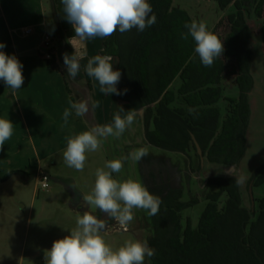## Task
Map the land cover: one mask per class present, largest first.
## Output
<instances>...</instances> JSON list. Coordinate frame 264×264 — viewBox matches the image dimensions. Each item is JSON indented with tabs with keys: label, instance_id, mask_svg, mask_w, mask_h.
Segmentation results:
<instances>
[{
	"label": "trees",
	"instance_id": "obj_1",
	"mask_svg": "<svg viewBox=\"0 0 264 264\" xmlns=\"http://www.w3.org/2000/svg\"><path fill=\"white\" fill-rule=\"evenodd\" d=\"M54 1L58 14L64 18L62 0ZM216 1L225 10L235 0ZM148 2L157 18L154 25L142 32L133 28L121 34L117 30L103 40L101 53L118 57L116 69L125 76L120 80L125 84L128 82L126 86L120 82L117 85L122 92L127 89L125 94L118 95L124 101L119 104L118 113L123 117L144 106L143 121L148 142L183 150L186 144L178 139V133L187 141L190 129L195 134L202 132L203 149L209 147V159L239 163L246 151V131L251 113L248 93L253 87L252 49L248 47L250 28L244 13H223L215 27L208 28L222 40L224 52L211 67H205L195 52L194 39L190 35L187 39L181 37L182 33H188L185 24L200 21L183 7L173 5V0ZM63 24L65 28L64 21ZM50 53L47 64L58 68L54 47ZM88 60L84 56L79 62L88 85H91V77L85 72ZM228 72L234 74L240 94L237 99L229 98L233 105L229 115L222 117L217 102L222 95V79ZM176 78L181 80L179 85L172 84ZM174 93L178 96L177 102H183V105L169 108L167 103L175 99ZM153 102H156L155 109ZM251 180L256 186L264 184V161L255 168ZM208 181L217 183L220 188L207 194L210 200L196 227L188 224L179 234V226H176V236L169 241L165 239L161 245L153 236L149 238L148 244L154 250L153 263L264 264V196L256 198L258 208L255 211L244 205L237 178L222 176ZM164 191L160 199L161 203L166 202L163 205L166 216L177 220L178 210L186 204L165 201L172 188L166 187ZM222 191H226L228 198L219 208L215 201ZM156 232L154 227V235Z\"/></svg>",
	"mask_w": 264,
	"mask_h": 264
},
{
	"label": "rangeland",
	"instance_id": "obj_2",
	"mask_svg": "<svg viewBox=\"0 0 264 264\" xmlns=\"http://www.w3.org/2000/svg\"><path fill=\"white\" fill-rule=\"evenodd\" d=\"M52 2L55 8L57 27L59 28L57 29L58 38L65 40L63 21L66 22V27L69 22L65 16L64 18L60 17L54 0H16L14 5L18 10L28 9L33 12L41 7L46 12L47 19L49 18L48 20H50L48 22L55 23L51 15ZM172 4L186 9L194 18L205 23L207 28L214 26L223 13L231 12L235 9L234 6L230 5V7L223 10L216 0H173ZM4 5H6V1L0 0V7ZM263 18L264 15L258 17L255 13L247 16V21L251 28L248 47L252 49L251 69L253 82H255L249 93V100L251 111L256 113L253 125L254 133L257 134L250 133L246 136L247 153L245 151L246 155L244 154L238 164V172L227 173L223 171L219 165L221 163H231L209 159L206 153H203L202 148L201 152L197 151L194 147L184 152L179 149L169 150L148 142L145 137L144 119L142 120L140 112L134 109L133 111L137 112L138 115L133 124L119 138L112 136L100 138L101 145L99 149L86 153L83 171L70 168L64 161V151H62V153L54 156L49 155V159L45 161L46 165L52 164L53 160L58 161L57 167L52 170L59 168V172L62 174L60 177L56 175L57 173H51L52 175H50L47 170L43 169L49 175L47 190L41 189V186L37 184L38 193L34 194L32 185L36 181V171L35 174H32L30 181H26L25 183L16 175H11L5 180H0V264H4L5 256L9 260L7 264H46L45 253L51 249L53 242L70 235L71 231L77 228V218L83 216L86 212L100 219L102 217L107 218L105 220L106 228L100 232V235L112 250H118L128 241H146L148 244L149 238L154 235L155 216L154 218L153 216H148L144 210L133 209L134 219L126 225V229H123L115 219L109 218L106 213L101 212L94 206L88 205L84 199L81 203L85 207L79 208L78 212L72 211L68 203L70 201L69 195L65 190L66 188H63L65 180L68 184H72L77 188L76 193L73 194V197L77 201L81 195L84 197L93 191L97 169L110 171V169L106 168V163L114 159L126 157V159L122 160L123 168L121 172L112 173L114 179L121 182L131 179L141 183L146 188L148 184L151 191L147 190L157 196H159V193L154 194L153 189H157L160 192L161 188L164 187H168L169 189L173 187L180 188L183 191L181 200L188 201L192 199L193 202L190 205L184 206L179 210L181 221H183V228L187 218L192 223V226L197 224L198 218L209 199V195L207 194L216 191L217 187L210 184L209 178L222 176L237 178L243 203L246 206H251L252 201L249 192L251 177L255 168L264 161ZM35 28V34H29L25 37L14 35L17 47H30L39 44L42 46V50L45 51L46 46L42 41V26L36 25ZM72 29L73 38L77 42L75 52L83 54L84 50L82 48L78 49V42L82 40L75 35L73 26ZM20 34L23 33L20 32ZM55 36V31L52 29L53 42L51 40L49 49L52 48L53 44H55L54 47L56 49L58 47L59 42L54 41L56 39ZM87 50L94 57L98 53L97 43L87 40ZM29 54L40 57L36 48L29 52ZM19 55L24 57L28 53ZM42 55L41 57L46 59L43 53ZM114 62L116 63L114 64ZM111 63L113 69L116 70V65L118 64L117 57L112 59ZM64 71L68 78V82L65 83L66 87L71 89L78 103L84 101L85 94L82 92L90 89L91 85H88L83 68H80L79 84L75 83V79L68 75L65 67ZM124 78L125 76L122 74L121 79L123 80ZM122 80H120V83L126 86L128 82L125 84ZM178 83V80L173 82V84ZM225 86L226 93L229 96L236 97L238 95L239 88L234 80L231 78L227 79ZM117 97L119 96L117 95ZM217 103L221 108V116L225 117L227 115L226 108L228 101L220 99ZM153 108H156V102ZM39 109L42 111L33 113L35 122L30 121V128L26 127L25 124H21L15 131L21 132L29 140L27 135L29 129L34 138L33 142L41 152L44 149V144L39 139V134L43 131L40 121L44 119L46 114V121L48 120L47 124L50 128L49 130H51L49 131L50 138H57L55 132L60 133L66 131V129L59 122V119L63 116V113L59 109ZM111 120H114V117ZM72 121L73 119L70 116L68 123ZM76 122L81 123L79 120H76ZM83 126L81 125V130ZM12 137H14L13 134ZM141 148L146 149L148 155L140 160H134L132 154ZM25 150L29 152V155L34 153L31 148ZM207 150L205 149V151ZM254 158H256V161L253 163L251 160ZM253 191L254 194L263 196L264 184L254 187ZM225 197V193L221 194L219 206L224 204ZM18 200L21 201L20 205L22 206L20 207L15 203ZM77 207H80V205L77 204ZM7 250L9 253L6 255ZM144 264H154L152 257H146Z\"/></svg>",
	"mask_w": 264,
	"mask_h": 264
},
{
	"label": "clouds",
	"instance_id": "obj_3",
	"mask_svg": "<svg viewBox=\"0 0 264 264\" xmlns=\"http://www.w3.org/2000/svg\"><path fill=\"white\" fill-rule=\"evenodd\" d=\"M65 18L74 28L75 35L81 40L87 38H106L117 30L123 34L136 28L144 31L156 23V16L152 14V6L148 0H62ZM187 34H181L183 39L190 35L195 41V52L205 67H211L214 60L224 52L223 42L216 34L209 31L203 22L192 21L185 24ZM72 45L73 43L69 41ZM74 46V45H73ZM5 45L0 42V80L15 92L24 85L22 72L23 64L14 55L6 54L2 49ZM82 53L71 56L65 54L64 65L68 74L75 79L79 70ZM112 57L95 55L88 60L85 72L89 77L99 82L100 91L104 94H125L127 89L117 88L121 79L119 69L114 70ZM70 108L63 112L66 125L72 110L76 116H84L89 111L86 101L75 103L70 101ZM99 107V102L92 105ZM121 112L124 108L121 106ZM138 115L129 111L125 116L115 114L114 122L103 126H95L90 131H84L67 142L64 151V161L77 171H83L86 153L97 151L101 145L100 138L109 136L119 138L131 126ZM13 134L11 120L0 119V150L5 141ZM148 155L146 149H138L132 154L134 160H140ZM114 159L106 163L110 171L97 169L95 186L91 194L83 197L84 201L115 219L121 226H126L134 219L133 209H142L148 216L158 214L161 199L150 193L146 187L134 180L118 181L112 173H120L123 168L122 160ZM106 228L105 219L85 213L77 218V228L70 235L55 240L50 250L45 253L46 264H144L146 257H152L154 250L146 241H128L118 250H112L101 237L100 232Z\"/></svg>",
	"mask_w": 264,
	"mask_h": 264
},
{
	"label": "crops",
	"instance_id": "obj_4",
	"mask_svg": "<svg viewBox=\"0 0 264 264\" xmlns=\"http://www.w3.org/2000/svg\"><path fill=\"white\" fill-rule=\"evenodd\" d=\"M5 1L6 5L0 7V42L5 45L2 50L6 54L16 56L17 59L23 64L22 72L24 76V85L20 89L13 92L12 89L7 87L5 83L0 80V119L12 121L14 136H11L9 140L5 141L3 149L0 150V180H5L11 175H16L25 183L26 181H30L32 174H35V171L38 168L47 170L50 175H52L51 173H57L56 175L60 177L62 174L59 172V168L57 170H52L57 167L58 161L53 160L52 164L46 165L45 161L49 159V155L54 156L56 154L62 153V151H65L68 140L84 131H90L97 125L103 126L106 124H112L114 120L111 119L115 116V114L118 113L119 104L123 103L124 101L117 97L115 93H113L114 96H112V94L107 95L102 93L100 91L99 82L91 77V86L89 87L90 89L82 92L85 94L84 101H86L89 105V111L86 115L78 117L75 115V110H72L71 118L73 121L71 123H67L66 125L64 124L62 116L59 119V122L62 124L63 128L66 129V131H62L60 133L55 132L57 135V138L55 139L50 138L49 131L51 130H49L50 128L47 124L48 120L46 121L47 114L43 120H39L43 126V131L39 134V139L44 144V149H42L41 152L37 149V146L33 142L34 138L29 129L27 134L29 140H27L26 136L22 135L21 132H16V128H18V126L21 124H25L26 127L30 128V121L35 122L33 113L42 111L39 108H43L44 110L46 108L54 110L59 109L63 113L66 107L70 108V101L78 103L76 96L72 93L71 89L67 88L65 85V83L68 82V78L65 75L64 67L66 68V66L64 65L63 60L65 54L71 56L72 54L76 53L75 49H77V42L73 38L74 36L72 34L73 29L71 23H69L64 29L65 40L58 38L57 29L59 28L57 27V19L53 2L51 15L55 23L48 22L50 20H48L49 18L47 19L46 12L41 7L36 9L34 12L29 11L28 9L18 10L14 5L16 0ZM31 25L34 26V28L36 25L42 26V39L44 37V28L46 26L55 31L56 39L54 41H58L59 43L57 49L54 47L55 44H53L52 47H54L55 53L57 55L58 68L49 66L47 64V60L41 57L43 55L40 53L45 54V51L42 50V46L39 44H37V46L32 45L30 47H17L14 40V35L16 34L18 37H25L29 34H35L36 28L34 33L22 32V29H25ZM212 27L209 28V30L212 29ZM20 32L23 34H20ZM104 39L105 38L101 37L87 38L81 42H78V49L82 48L84 50L83 56H87L89 59H91L93 55L87 50V40L95 41L97 43V54L101 56L107 55L101 53ZM69 41H71L74 46ZM35 48L37 49V53L40 57L29 54V52ZM24 53H28V55L24 57L19 55ZM108 56H111L112 59L117 57L115 55ZM115 63L116 62H114V64ZM79 75L80 70L74 80L75 83L78 84ZM97 101L99 102V107L93 108L92 105ZM135 111L140 112L141 118L143 120L144 110L136 109ZM250 117L251 123L249 119L250 124H248L246 136H248L250 133L257 134L254 133L253 125L256 113L251 111ZM76 120H79L81 123L76 122ZM81 125L85 126V128L84 126L82 127V130ZM24 148H31L34 153L29 155V152H27ZM251 161L254 163L256 158ZM50 165H52V167H50ZM3 176L5 177L2 178ZM37 184H39V182L36 179L35 184L32 185L34 194L38 193ZM40 188L47 190V187ZM63 188H66L65 190L69 195L68 198L70 201L68 203L70 204L72 211L78 212L79 208L85 207L81 203L83 200V195H81L77 201L73 197V194L76 193L77 190L76 187H74L72 184H68L65 180ZM15 203L19 207L22 206L20 205V200ZM77 204L80 205V207H77ZM101 219L106 220L107 218L102 217ZM8 253L9 252L7 250L6 255ZM8 262L9 260L5 256L4 264H7Z\"/></svg>",
	"mask_w": 264,
	"mask_h": 264
},
{
	"label": "flooded vegetation",
	"instance_id": "obj_5",
	"mask_svg": "<svg viewBox=\"0 0 264 264\" xmlns=\"http://www.w3.org/2000/svg\"><path fill=\"white\" fill-rule=\"evenodd\" d=\"M235 1H237V2L235 3ZM235 1H233L230 4V5L234 6V8H235L233 11H241V12H243L244 15H245V18H246V22L247 23H248V21H247V16L248 15H251V14H254V13L258 17H261L262 15H264V0L250 1V3H247L246 1H243V0H235ZM230 5L228 7H230ZM215 25L213 27H215ZM248 25H249V23H248ZM263 25H264V18H263ZM249 28H250V25H249ZM250 37H251V28H250V36H249V39H250ZM227 61H230V60L227 59ZM232 63H233V61H232ZM232 63H230V64H232ZM229 77L232 80H234L236 82V84L238 85L239 93H238V95L236 97H231V96H229L228 93H226V86H225V84H226V80L227 79H230ZM175 80H178L179 81V83L178 84H175V85H179L181 83V80L180 79H177L176 78ZM221 94L222 95L219 97V100L220 99H224V100L228 101V104H227V108L226 109H227V115H229V111L231 110V106L233 105L232 101H230L229 98H236L237 99L238 96H239V94H240V87H239V84L237 83V81L235 80L234 74L228 72L223 77V79H222V93ZM174 97H175L174 100L171 99L167 103V106L169 108H176L177 106L183 105V102H179V103L177 102L178 101V96H177L176 93H174ZM217 105H218V103H217ZM219 109L221 110L220 106H219ZM153 115H154V113H153ZM153 115H152V117H153ZM185 127H186V125H185ZM153 130H155V129H153ZM178 136H179L178 139L181 140V142H184L186 144L184 146V149L182 151L186 152V151L192 149V147H194L197 151H198V149L201 150V148H202L203 153H206V155L208 156V152L203 149V144H204L203 142L205 140H204V137L202 136V132H197L195 134V133H192V131L189 129V137H188L187 141H185L186 138H184L181 133H178ZM169 144H172V143L169 142ZM164 148H166V147H164ZM166 149H169V148H166ZM169 150H172V149H169ZM210 184H213V185H215L217 187V189H216L215 192H217L219 190L220 187L217 185V183L210 181ZM254 187H258V186L254 185L253 180H251L250 181V184H249V192H250V196H251L252 205L251 206H247V207L248 208H253L256 211L257 208H258V201L256 200V198H259L261 196H258L256 194H254V191H253V188ZM215 192H210V193H215ZM210 193H208V194H210ZM223 193H225V196H226L225 197V201L223 202L225 204L226 203V200L228 198V195H227L226 191H222L221 192V194H223ZM221 194L219 195V197L215 201V203L217 204V206L219 208L223 207V205H224V204H222L221 206H219ZM166 196L167 197H165L164 200L166 201V199H167V202H171V203L184 202V204H186V206H187V205H190L191 202H193L192 199L191 200H188V201L181 200V198L183 197V191L180 188H174L173 187L172 188V191L170 193H168V195H166ZM209 200L210 199H208V201ZM164 203L166 204V202H162L160 204L159 212H158L157 215H155V228L157 229V232L155 233V235H153V239L156 238L157 241L159 242V245H161L162 243H165V239H168V241H169V240H171L172 238H174L176 236V234H177L176 233V230H177L176 229V226L177 227L179 226L178 227V230H177L179 234H180V231H182V229H183V227H182L183 221H181V216H180L179 212H178L179 218H177V220H171L170 218H168L166 216V211L167 210H165L163 208V205H165ZM200 216H199V218H200ZM199 218H198V222H199ZM198 222H197V224H198ZM188 224L192 225V223L190 222V220L187 218V220H185L184 227H187ZM197 224L195 226H193V227H196ZM122 228L123 229H126L127 227L125 228V227L122 226Z\"/></svg>",
	"mask_w": 264,
	"mask_h": 264
},
{
	"label": "built area",
	"instance_id": "obj_6",
	"mask_svg": "<svg viewBox=\"0 0 264 264\" xmlns=\"http://www.w3.org/2000/svg\"><path fill=\"white\" fill-rule=\"evenodd\" d=\"M22 32L24 33H34L35 32V28L34 26H28L25 29H22ZM52 40V29L48 26H46L44 28V37H43V43L46 46L45 49V57L49 58L51 56V49L50 48V42ZM35 177L37 179V181L39 182V184L41 185V187L46 188L48 186V179H49V175L48 173H46L42 168H38L36 170V174ZM126 228V226H123Z\"/></svg>",
	"mask_w": 264,
	"mask_h": 264
},
{
	"label": "water",
	"instance_id": "obj_7",
	"mask_svg": "<svg viewBox=\"0 0 264 264\" xmlns=\"http://www.w3.org/2000/svg\"><path fill=\"white\" fill-rule=\"evenodd\" d=\"M251 72H252V69H251ZM254 83L255 82H253V85H254ZM251 91V90H250ZM250 91H249V93H250ZM249 93H248V100H249ZM154 103L155 102H153L152 103V106L154 105ZM249 103H250V100H249ZM250 107H251V103H250ZM137 109H141V110H144V106H142V107H139V108H137ZM250 116H251V113H250ZM250 119V118H249ZM249 124V123H248ZM246 133H247V131H246ZM198 151L199 152H201V150L200 149H198ZM202 158H203V156H202ZM243 158V157H242ZM238 164L239 163H231V164H223V163H221L220 165H219V167L223 170V171H225V172H227V173H231V172H233V171H239V167H238ZM166 187H164V188H161V190H160V192H158L157 191V189L156 190H152V191H154V194H157V193H159V197H161L162 195H163V193L166 191H164V189H165ZM147 189L149 190V191H151V189L149 188V185L147 184Z\"/></svg>",
	"mask_w": 264,
	"mask_h": 264
}]
</instances>
